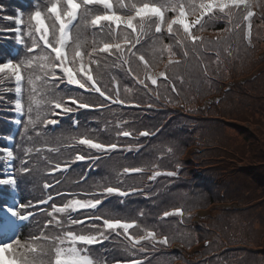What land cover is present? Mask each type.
Masks as SVG:
<instances>
[{"label": "trees", "instance_id": "1", "mask_svg": "<svg viewBox=\"0 0 264 264\" xmlns=\"http://www.w3.org/2000/svg\"><path fill=\"white\" fill-rule=\"evenodd\" d=\"M114 1L122 14H130L132 4L162 2L121 0L128 6L121 8ZM49 4L50 0H0V12L13 16L9 21L0 18V27L15 26L19 8L24 12L27 27L34 11H45ZM88 8L94 14L104 10L102 5ZM251 10L254 15L250 39L245 35L243 7L232 9L231 17L218 9L211 14V19L205 16L203 30L199 25L193 29L196 36L203 37V42L195 47L180 43L184 34L177 26L172 35L166 31L156 34L153 26L142 37L141 45H137L138 51H133L137 56H145L150 70L161 67L167 73L168 79L160 78L157 85L146 80L145 87L138 82L145 79L138 59L124 63L100 54L101 67L97 69L93 64L92 68L102 89L119 99L149 105L148 108L121 104L103 109L81 108L78 124L66 117L62 124L48 128H43L42 123L30 124L26 111L15 148L19 160L26 156L30 161L29 172H23L25 166L18 171L21 204L64 191H81L88 193L81 194L82 198L100 199L102 203L97 209L79 215L135 220L139 227L130 229L132 236L143 235L147 229L168 237L167 244L149 239L132 247L122 229L107 230V239L89 248L98 261L142 258V264H264V248L259 246L264 237V56L261 54L264 0H253ZM83 11L73 39L78 34L85 42L82 51L91 52L98 42L109 40V29L107 25L91 26L86 22L90 17H83ZM171 13L174 12H167L169 18ZM122 29L121 33L117 30L121 40L124 33L129 39L134 38L131 29ZM91 39L97 43L92 44ZM15 45L18 46L15 33L0 35V62L11 54ZM165 45L171 46V52ZM18 47L20 54L15 57L18 61L31 58L26 46ZM44 54L41 50L38 56ZM168 55L175 56L180 63L169 65ZM91 59L95 60L96 55ZM12 84L6 73H0V135L9 133L13 127L15 93L9 90ZM62 85L53 86L49 94L63 99L77 96L96 106L106 101L99 93H88L65 82ZM28 88L26 84V108ZM212 95L219 98L206 102ZM240 119L244 124H238ZM125 131L131 136H123ZM142 131L150 135L143 136ZM82 136L106 145L115 143L120 148L131 146L132 150L98 151L80 144ZM5 144V140H0V145ZM77 154L90 159L75 161ZM57 164H68L70 169L63 172L65 176L54 189L44 191V179L52 182L60 179L46 173L47 168ZM125 168L143 171L128 174ZM165 171H174L175 175H156L151 179L155 172ZM7 186L4 189L10 191ZM107 187L135 191L127 196L106 195ZM8 197L4 195L5 199ZM70 198L60 195L54 201L66 204ZM224 202L229 205H219ZM230 203L237 204L238 208ZM176 208L183 209L182 215L163 218L165 211ZM199 210L206 213L196 219ZM60 216L62 229L51 226L44 229L53 230L56 235H62L67 229L78 233L104 229L101 220L77 226L69 223L71 213ZM257 223L260 227L254 226ZM38 227V220L33 217L22 224L16 236L21 242L30 241L31 236L37 235ZM10 238L0 234L1 243Z\"/></svg>", "mask_w": 264, "mask_h": 264}, {"label": "snow or ice", "instance_id": "2", "mask_svg": "<svg viewBox=\"0 0 264 264\" xmlns=\"http://www.w3.org/2000/svg\"><path fill=\"white\" fill-rule=\"evenodd\" d=\"M253 0H199L196 4L193 0H188L187 5L185 3L174 2V0H162L161 3L142 2L140 4H132L130 10L133 12L131 15L123 16L118 14L113 0H50L49 6L45 11L36 10L32 14L28 26L29 35L33 33L38 34L39 41H42L43 46L46 49H50V53L32 56L28 60H20L16 62L13 58H5L3 62H0V73H6L8 77L14 79L15 88L14 92L17 94L14 109L17 112L27 111L29 123L33 126L37 123H42L45 127L48 125H57L58 119H48L49 115L60 116L66 113L74 111L72 107H68L67 104L76 105V110L83 108L88 109L92 105L88 103H82L80 99L76 97H68L65 101L63 97L53 94H49L52 91V86L56 81L66 82L71 85H76L86 91H95L101 96H105V93L101 91L97 85V80L92 75V65L95 64L97 69L101 67V55L114 57L117 61L124 63H130L133 58L138 59L143 65L145 79L139 80V83L147 87L145 81L148 80L152 85H157V77H161L164 80L168 79V75L165 72L158 74L150 71L149 61L145 59L144 55H138L133 49H137V45H141L142 37L147 35V32L152 30L156 34H162L165 31L172 35L174 33V26H177L179 30H182L184 34V40L181 44H190L193 47L203 42V37L196 36L193 29L199 25L200 30H203L206 21L203 19L208 16L209 19L215 10H219L221 13L232 16V9H240L243 7L245 13L242 16L245 22L246 32L245 35L248 39L251 38L252 23L251 18L254 15L252 9ZM117 3L121 8L128 7L124 5L121 0H117ZM89 5H102L104 11L99 14H94L87 6ZM83 11V17H90L86 22L93 27L101 28L103 25H107L109 32L108 38L112 42H101L98 47H93L91 52L82 51L85 42L79 38V35L75 39L71 36V28L73 22L77 20L78 13L81 9ZM199 9V14L195 19L189 20V15L195 13L196 9ZM168 11L175 12L171 19H166V13ZM46 18L53 19L54 22L49 27ZM155 18V19H153ZM11 20L12 17H7ZM137 21H139L137 23ZM151 22V23H148ZM22 23V21H17ZM147 24V29H146ZM124 27V29H131L135 36L133 39H129L127 33H124L123 39H120V33L117 31ZM239 27V25H237ZM19 32L20 29L15 30ZM51 34V40L49 35ZM16 39L19 43L24 44V40L21 36L17 35ZM219 38H217V42ZM37 39L32 40V47L28 48L29 53L33 52L39 47ZM169 52H171V46L165 45ZM163 50V49H162ZM138 51V49H137ZM54 54V55H53ZM96 55V59L91 57ZM187 55V52L184 53ZM87 57V59H86ZM39 61V63H37ZM179 60L169 59V65L179 64ZM40 69V75L37 76L34 69ZM131 72V69H129ZM59 73V75L57 74ZM27 82L28 88V103L25 108L23 99L22 88L24 82ZM37 82L39 86L37 87ZM174 88V85H173ZM39 95L40 100L36 97ZM106 99L111 100L110 96H106ZM113 103L123 104V100L113 101ZM42 107L52 109L49 111H41ZM35 110L36 119L32 118V113ZM55 110H59L58 112ZM78 121H74V124H78ZM39 135V133H38ZM123 136H131L130 132H123ZM143 136H148L150 133L143 132ZM76 138L73 137V140ZM79 143L88 146L91 149L98 151H114L117 150L118 145L102 144L95 142L92 139H88L86 136H82L79 139ZM131 151V146L128 148ZM9 156L12 153L8 150H4ZM31 151V149L29 150ZM58 151V149H57ZM170 151V149H169ZM90 159L85 155L77 154L75 161H85ZM27 164V161L24 162ZM68 164H57L52 169L55 171H66ZM25 173L30 169L25 167L23 169ZM143 171L140 168H125L124 172L128 174L137 173ZM51 174V173H49ZM156 175H175L174 172L169 173H155L151 179H154ZM16 184V178L14 175L0 176V186ZM44 187H51V185L45 184ZM106 195H119L127 196L130 192H124L118 187H107L104 189ZM58 195H62L58 193ZM50 196L48 200H51ZM48 200H42L39 203L47 204ZM102 201L100 199L94 200H69L63 205H51V211L48 212V216L52 219H48L43 228H49L50 226L55 229H62V222L56 215L57 213H71L79 211L80 209L96 208ZM34 206V205H33ZM28 205H18V208L24 209ZM11 213V219L0 220V229H11L13 233L16 232L14 220L16 219H28L32 214L27 216L21 215L17 208L9 209ZM183 209L176 208L171 212L165 211L163 218H167L173 215H182ZM85 220L71 219L69 216V223L71 225L85 224ZM104 229H97L96 231H87L77 233L75 231H63L62 235H56L55 233L46 235L43 230L39 235L30 238V241L21 242V240L15 235L14 239H10L7 242L0 243V264H101L100 261L94 260L87 254V247L97 243H102L107 239L105 231L107 230H120L126 234L127 240L132 247H135L144 240H152L157 243L167 244L168 237L165 236L160 240H156V233L152 230H145V234L136 238L135 236L128 235L129 230L134 227H139L138 223L133 221H125L121 219H103ZM96 228V225H92ZM47 257V259H46ZM129 264H142V262L135 259L131 260Z\"/></svg>", "mask_w": 264, "mask_h": 264}, {"label": "rangeland", "instance_id": "3", "mask_svg": "<svg viewBox=\"0 0 264 264\" xmlns=\"http://www.w3.org/2000/svg\"><path fill=\"white\" fill-rule=\"evenodd\" d=\"M159 1H162V0H159ZM186 5H187V3H188V0H182ZM174 2H177V0H174ZM193 2L194 3H199V0H193ZM257 11V10H256ZM198 13H199V10H196L195 11V13L194 14H192V15H189V20L191 21V20H193V19H195V17H196V15H198ZM172 14V16H174V15H176V13L174 12V13H171ZM172 18V17H171ZM171 18H169V16H167V13H166V19H171ZM122 28H124L123 26H121V28L119 29V31H120V33H121V31H123V29ZM92 40V39H91ZM107 41H110V40H107ZM94 43V45L97 43V41L95 42V40H92V44ZM91 44V45H92ZM261 44H262V48H263V50H262V55L264 56V43L263 42H261ZM87 45H90V44H88L87 43ZM98 47V46H97ZM95 55V54H94ZM172 55V54H171ZM168 57H170V55H168ZM249 59V58H248ZM93 69V68H92ZM151 71V70H150ZM257 71V70H256ZM152 73H156V74H158V73H160L161 71H159V70H155V71H151ZM35 73H40V69H37V72H35ZM159 77V76H158ZM157 77V78H158ZM96 79H97V76H96ZM98 80V79H97ZM62 83H61V81H56L54 84H53V86L54 87H57L58 85H61ZM69 85H71V84H69ZM39 86V84H38V82H37V87ZM52 86V87H53ZM36 99L37 100H40L41 99V97L38 95V97H36ZM122 100H125L126 101V99H122ZM44 109H45V107H42L41 108V111H44ZM46 110V109H45ZM47 111H49V110H47ZM51 111H52V109H51ZM51 111H49V112H51ZM71 114H73V115H71V116H69L68 118L69 119H71V120H74L76 117H77V114L75 113H71ZM52 119H60L61 118V115L60 116H53V115H49ZM48 116V117H49ZM32 118L35 120L36 119V112H35V110L33 111V113H32ZM239 122H238V124H244V120L243 119H240V120H238ZM241 122V123H240ZM263 124H264V121L262 122ZM247 124H249V122L247 123ZM246 125V124H245ZM90 139H92L93 140V138H90ZM9 151V150H8ZM26 152H28V150H26ZM27 157L25 156L24 158H20V160H18V167H19V165L21 164V162H23V164H24V166L25 167H27L28 166V163L30 162V161H27V164H25L24 162H25V160L24 159H26ZM11 160H12V157L11 156H6V173H5V176L7 177V176H10V175H12L11 173H9V171L12 169V165H11ZM19 170H18V168L16 169V172H18ZM7 187H9V186H7ZM9 189H10V191H6L5 189H4V186L2 185V186H0V194H3V195H7V196H9V199L7 200V199H5L3 196H1L0 195V218L3 220V219H6V218H8V219H11V213L8 211L9 209H15V208H17V201L19 200V194L17 193L18 192V187L16 186V185H14V186H10L9 187ZM220 206H227L228 205V203H221V204H219ZM230 206H234V207H236V208H238V205H236V204H234V203H230ZM35 209H37L36 207H26V208H24V209H22V210H20V208H17V211H19L20 212V214L22 213V215H25V216H27L29 213H33V211L35 210ZM32 218V216H29V218L28 219H31ZM19 223H20V219H16V220H14V225H15V230H16V232L15 233H13L12 232V230L11 229H0V231L1 232H5V233H7V234H9L10 236H15V235H17L18 234V232H19V230H18V225H19ZM255 227H260L259 226V223H257V224H255L254 225ZM246 232H247V230H245ZM30 237V236H29ZM259 246L261 247V248H264V237H263V241H262V243H260L259 242ZM259 247V248H260ZM115 264H125L124 262H120V263H115Z\"/></svg>", "mask_w": 264, "mask_h": 264}]
</instances>
